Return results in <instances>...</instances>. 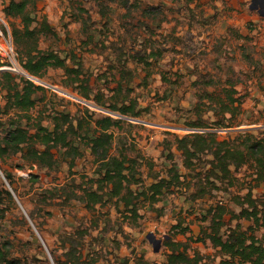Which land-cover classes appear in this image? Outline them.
<instances>
[{"label": "rangeland", "instance_id": "rangeland-1", "mask_svg": "<svg viewBox=\"0 0 264 264\" xmlns=\"http://www.w3.org/2000/svg\"><path fill=\"white\" fill-rule=\"evenodd\" d=\"M9 2L0 0V30L14 40V26L23 30L24 25L20 18L5 15ZM28 10L37 18L31 28L39 27L45 17L56 32L38 31V48L62 56L73 53L68 63L78 68L75 60L82 62L79 78L85 80L90 97L81 95V81L63 68L49 67L41 79L31 78L15 49L12 61H0V66H7L0 70V122L9 126L11 119L25 115L1 112L5 104L1 78L7 70L18 80L26 76L45 88L36 107L21 119L31 133L41 117L51 129L54 112L84 116L88 108L96 119L120 120L112 130V152L117 154L123 147L135 157L137 149L146 158L140 159L139 167L145 185L166 174L171 161L165 141H171L183 185L153 206L141 207V216L131 221L115 199L105 197L106 203L93 209L78 199L97 168L94 155L84 147V156L72 168L62 160L50 170L14 155L0 166V248L5 256L21 264H56L55 258L65 260L76 249L86 255L82 264H166L168 238L189 244L191 256L203 257L200 264H221L229 258L209 240L192 239L208 228V210L217 204L230 210L225 215L227 227H255L245 217L232 218L240 213V201L250 191L253 198L264 197V183L258 185L255 179V163L232 166L235 184L217 183L216 188L210 182L214 178L207 179L212 154L186 168L175 141L193 132L217 133L218 140L242 147L249 132L264 138V15L260 12L264 6L253 0H30ZM33 45L34 38L26 36L21 49L25 52ZM113 105H135L138 113L123 115ZM233 106L238 107L231 110ZM4 131L0 125V134ZM5 172L14 175L17 192ZM203 188L208 193L201 194ZM150 233L161 240L158 251ZM254 234L264 241V225Z\"/></svg>", "mask_w": 264, "mask_h": 264}, {"label": "trees", "instance_id": "trees-1", "mask_svg": "<svg viewBox=\"0 0 264 264\" xmlns=\"http://www.w3.org/2000/svg\"><path fill=\"white\" fill-rule=\"evenodd\" d=\"M6 1V0H5ZM30 0H10L5 6L4 13L10 18H20L24 25L21 30L14 26L13 41L15 49L20 53L19 61L23 64L29 76L41 79L49 67L63 68L74 80L81 81V95L89 98V88L84 86V79L79 78L82 69V62L77 61L78 68L68 63L70 52L66 56L48 50L38 48L36 34L38 31L55 34V30L44 17L40 26L31 28L37 18L28 10ZM34 38L32 48L23 52L21 49L22 39ZM76 56V55H75ZM72 57V56H71ZM74 57V55H73ZM74 75V76H72ZM17 79L10 71L2 72L1 90L5 92V104L2 113L9 114L11 111L26 117L27 113L36 107L40 100L39 93L45 91L44 86L35 83L26 76ZM232 97V96H230ZM239 99V98H238ZM233 102L235 100L231 98ZM240 105V103L238 104ZM114 110L123 115L135 116L138 112L135 105L112 106ZM238 106H233L231 110ZM13 118L10 125L0 122L5 133L0 134V166L7 158L20 154L28 162L39 167L54 170L58 168L61 161H67L70 168L74 167L75 160L83 157L85 149L91 151L95 157L97 168L94 177L91 178L89 188L83 189V194H78V199L85 203L88 209H93L97 203H106L107 200L122 204L126 217L131 221L137 220L141 215V207L149 203L153 206L161 201L163 197L173 188L183 185L182 175L179 172L177 162H173L174 153L171 150L173 143L165 141L164 151L170 164L166 174L160 179H155L145 185L140 167V159H146L137 149L138 154L133 157L120 148L118 153L112 152L114 145V127L120 125V120H114L111 116L94 118L90 110L86 108L85 115L72 116L70 113L54 112L52 117L54 126L50 129L42 124V117L37 119L34 127L36 132L31 133L28 127L22 125L21 119ZM76 121V122H75ZM243 147L231 144L225 140H218L217 133H188L183 137L176 138L177 149L181 151L183 164L186 168H193L198 160L203 159L204 154L211 153L210 176L214 181L211 185L219 188L217 183L232 186L235 184V177L232 166L240 168L252 160L255 164V174L257 184L264 183V138L255 137L253 133L244 136ZM83 147L85 149H83ZM59 152V155H58ZM6 180L15 192H17V181L11 172H5ZM94 184H97L95 187ZM136 187V188H135ZM95 188V189H94ZM13 200V194L9 190H4ZM206 194V188L201 190V194ZM71 199L70 195L68 194ZM105 197H108L105 200ZM247 204V206H245ZM241 211L232 214L233 217H245L252 220L254 226L243 229L240 224L227 227L225 215L230 212L226 206L217 204L208 210L211 216L207 229H203L197 238L192 241L206 242L209 240L212 245L219 248L221 254L229 258L223 259L221 264H264V241L254 234L256 227L264 225V197L253 198L251 191L240 201ZM179 226H174L177 229ZM185 231V228L181 230ZM165 244L170 252L167 254L166 264H200L203 257L199 253L191 256L188 252L189 244L174 242L172 239H165ZM73 252V253H72ZM79 254L77 255V253ZM86 255L82 250L73 249L67 254L65 260L55 258L56 264H82L86 262ZM0 261L6 264H21L18 260L8 259L0 248Z\"/></svg>", "mask_w": 264, "mask_h": 264}, {"label": "built area", "instance_id": "built-area-1", "mask_svg": "<svg viewBox=\"0 0 264 264\" xmlns=\"http://www.w3.org/2000/svg\"><path fill=\"white\" fill-rule=\"evenodd\" d=\"M15 45L12 39H6L2 30H0V61L7 63L12 61L15 56ZM7 66L1 65L0 70ZM4 71V70H3ZM31 78H35L32 77ZM39 79V78H36ZM32 80V79H31Z\"/></svg>", "mask_w": 264, "mask_h": 264}, {"label": "water", "instance_id": "water-1", "mask_svg": "<svg viewBox=\"0 0 264 264\" xmlns=\"http://www.w3.org/2000/svg\"><path fill=\"white\" fill-rule=\"evenodd\" d=\"M263 15H264V14H263ZM148 237L150 238L151 241L154 242V247H155L154 249H155V251H158V250L160 249V247H161V240L155 238V236H154L153 233H150V234L148 235Z\"/></svg>", "mask_w": 264, "mask_h": 264}, {"label": "flooded vegetation", "instance_id": "flooded-vegetation-1", "mask_svg": "<svg viewBox=\"0 0 264 264\" xmlns=\"http://www.w3.org/2000/svg\"><path fill=\"white\" fill-rule=\"evenodd\" d=\"M253 2H255V4H258L260 7L264 6V0H253ZM260 12L264 14L263 10H261Z\"/></svg>", "mask_w": 264, "mask_h": 264}]
</instances>
